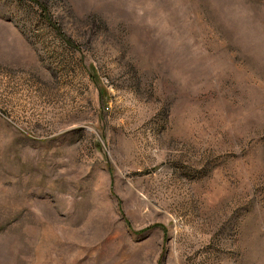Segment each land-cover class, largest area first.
Masks as SVG:
<instances>
[{
	"label": "rangeland",
	"instance_id": "1",
	"mask_svg": "<svg viewBox=\"0 0 264 264\" xmlns=\"http://www.w3.org/2000/svg\"><path fill=\"white\" fill-rule=\"evenodd\" d=\"M38 1L0 0V264H264V0Z\"/></svg>",
	"mask_w": 264,
	"mask_h": 264
},
{
	"label": "trees",
	"instance_id": "2",
	"mask_svg": "<svg viewBox=\"0 0 264 264\" xmlns=\"http://www.w3.org/2000/svg\"><path fill=\"white\" fill-rule=\"evenodd\" d=\"M36 1L41 6V9L45 8L42 2H39L38 0H36ZM54 28H56L58 35L62 38V40L64 42L71 43V41H69V38L67 36H64V34L59 30V28H57V26H54Z\"/></svg>",
	"mask_w": 264,
	"mask_h": 264
}]
</instances>
